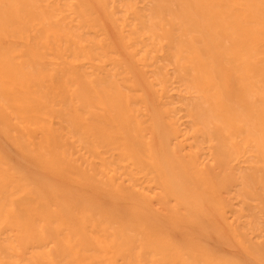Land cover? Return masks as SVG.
I'll return each mask as SVG.
<instances>
[{
	"label": "bare ground",
	"instance_id": "1",
	"mask_svg": "<svg viewBox=\"0 0 264 264\" xmlns=\"http://www.w3.org/2000/svg\"><path fill=\"white\" fill-rule=\"evenodd\" d=\"M0 264H264V0H0Z\"/></svg>",
	"mask_w": 264,
	"mask_h": 264
}]
</instances>
